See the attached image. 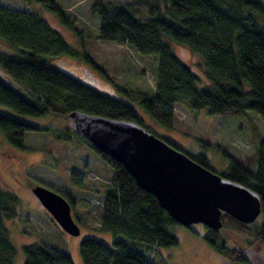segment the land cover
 I'll return each mask as SVG.
<instances>
[{
	"label": "trees",
	"instance_id": "trees-1",
	"mask_svg": "<svg viewBox=\"0 0 264 264\" xmlns=\"http://www.w3.org/2000/svg\"><path fill=\"white\" fill-rule=\"evenodd\" d=\"M24 1L47 7L65 27L81 34L58 0ZM91 12L99 20V39L126 44L140 55L157 59L154 91L124 88L121 95H116L101 89L94 75L80 77L54 61L81 56L88 66L107 77L94 56L89 52L79 54L38 12L0 6V40L13 49L0 50V133L16 149L24 148L27 132H40L58 142H82L94 151L113 171L112 187L102 197L101 229L110 232L114 241L109 247L97 237L84 238L80 244L83 262L156 264L147 254L177 246L179 238L171 229L180 224L121 163L96 150L71 122L61 128L37 125L27 119H70V113L82 111L144 126L137 108L140 106L157 124L172 128L176 105L191 112L206 110L214 116L253 111L264 118V0H94ZM174 43L188 46L202 58L200 68L207 86L199 73L175 53ZM200 143L220 151L229 161V170L222 172L223 176L252 188L262 201V222L247 225L224 214L223 228L256 236L264 245V138L256 154L245 158L233 156L222 144ZM184 151L214 170L207 155ZM70 179L73 186L84 188L82 176L72 173ZM2 191L8 192L0 187V200ZM62 195L74 208L75 200L66 193ZM5 216L8 214L0 206V264H14L18 249L9 240ZM208 231L205 238L221 254L249 264L241 250L228 247L222 229ZM133 244L144 248L135 250ZM23 251L24 264H75L68 253L45 242L24 246Z\"/></svg>",
	"mask_w": 264,
	"mask_h": 264
},
{
	"label": "rangeland",
	"instance_id": "rangeland-1",
	"mask_svg": "<svg viewBox=\"0 0 264 264\" xmlns=\"http://www.w3.org/2000/svg\"><path fill=\"white\" fill-rule=\"evenodd\" d=\"M104 1L130 3L133 0ZM58 4L67 11L69 19L81 32L80 35L65 27L43 5L28 4L24 0H0L2 7L38 12L63 33L67 42L79 54L89 52L108 74L106 77L88 66L81 56L55 58L56 63L76 75L84 78L94 75L98 80L96 84L101 89L116 95H121L124 88L154 91L157 59L154 56L140 55L126 44L99 39V20L91 12L94 0H58ZM140 10L145 14L144 9L140 7ZM173 47L175 53L199 73L202 84L207 86L200 68L202 58L188 46L174 43ZM0 50L13 51L10 45L1 40ZM137 108L145 127L192 155H207L212 168L219 174L229 170V161L223 158L220 151L218 153L204 147L200 141L222 144L233 156L245 158L256 154L258 145L264 138V118L253 111H246L241 115L214 116L206 110L191 112L183 105H176L175 125L167 128L157 124L140 106ZM69 120L59 116H47L35 121L27 119L37 125L61 128L69 126ZM46 134L27 132L24 148L16 149L0 133V187L13 196L10 198L8 192L2 191L0 206L8 214L4 223L9 230V240L18 249L14 264H24V246L40 242L68 253L75 264H85L80 253V244L84 238L94 236L113 247V235L101 229L105 201L102 197L112 187L113 171L82 142H58ZM72 173L82 176L85 183L83 189L72 185ZM37 185L60 194L66 193L75 200L72 215L81 228L80 236L65 232L42 206L32 192ZM259 218L256 224L262 222L263 218ZM190 228L177 225L171 229L178 236L179 244L158 248L148 253V257L156 264H245L226 257L210 245L205 238L209 231L203 224ZM221 235L225 237L228 247L243 252L249 264H264V245L256 236L247 237L227 227L222 228ZM131 247L138 251L144 248L137 244Z\"/></svg>",
	"mask_w": 264,
	"mask_h": 264
},
{
	"label": "water",
	"instance_id": "water-1",
	"mask_svg": "<svg viewBox=\"0 0 264 264\" xmlns=\"http://www.w3.org/2000/svg\"><path fill=\"white\" fill-rule=\"evenodd\" d=\"M69 118L80 136L121 163L180 225L219 231L224 214L247 225L261 216L262 201L252 188L201 165L139 123L82 111ZM32 192L65 232L81 235L66 197L42 185Z\"/></svg>",
	"mask_w": 264,
	"mask_h": 264
},
{
	"label": "flooded vegetation",
	"instance_id": "flooded-vegetation-1",
	"mask_svg": "<svg viewBox=\"0 0 264 264\" xmlns=\"http://www.w3.org/2000/svg\"><path fill=\"white\" fill-rule=\"evenodd\" d=\"M260 217H261V216H260ZM259 219H260V218H259ZM259 219H258V220H259ZM258 220H257L255 223H257V222H258ZM190 229H191V228H190Z\"/></svg>",
	"mask_w": 264,
	"mask_h": 264
}]
</instances>
